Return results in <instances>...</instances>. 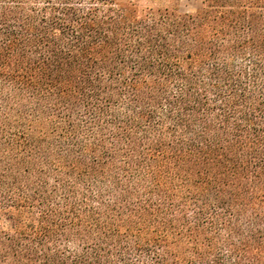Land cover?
Masks as SVG:
<instances>
[{"label":"trees","instance_id":"trees-1","mask_svg":"<svg viewBox=\"0 0 264 264\" xmlns=\"http://www.w3.org/2000/svg\"><path fill=\"white\" fill-rule=\"evenodd\" d=\"M0 0V264H264V0Z\"/></svg>","mask_w":264,"mask_h":264},{"label":"rangeland","instance_id":"rangeland-1","mask_svg":"<svg viewBox=\"0 0 264 264\" xmlns=\"http://www.w3.org/2000/svg\"><path fill=\"white\" fill-rule=\"evenodd\" d=\"M147 5L154 7H164L171 5L169 0H149L146 1ZM179 11L184 14H194L202 8L200 0H178Z\"/></svg>","mask_w":264,"mask_h":264}]
</instances>
